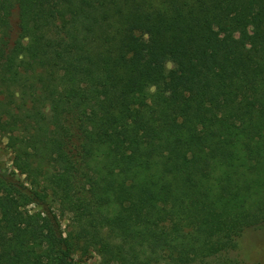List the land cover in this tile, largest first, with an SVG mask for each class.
I'll list each match as a JSON object with an SVG mask.
<instances>
[{
    "label": "trees",
    "instance_id": "obj_1",
    "mask_svg": "<svg viewBox=\"0 0 264 264\" xmlns=\"http://www.w3.org/2000/svg\"><path fill=\"white\" fill-rule=\"evenodd\" d=\"M0 135V264H244L264 0H0Z\"/></svg>",
    "mask_w": 264,
    "mask_h": 264
},
{
    "label": "rangeland",
    "instance_id": "obj_2",
    "mask_svg": "<svg viewBox=\"0 0 264 264\" xmlns=\"http://www.w3.org/2000/svg\"><path fill=\"white\" fill-rule=\"evenodd\" d=\"M15 21V15L12 18ZM253 33V25L248 21L245 25L231 29L221 34L222 39H235L250 45V38ZM216 46L212 48L215 50ZM12 154L6 146V137L0 135V165L11 167ZM66 223V221H63ZM233 256L244 262V264H264V228L256 233L248 234L245 237L242 247L237 252L231 253ZM76 260L80 264H98V257L95 254L80 256L77 254Z\"/></svg>",
    "mask_w": 264,
    "mask_h": 264
}]
</instances>
